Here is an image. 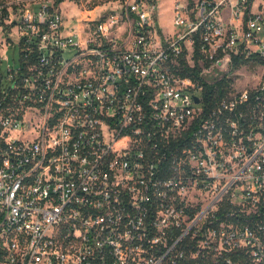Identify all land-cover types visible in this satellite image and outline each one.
I'll return each mask as SVG.
<instances>
[{"label":"built area","instance_id":"1","mask_svg":"<svg viewBox=\"0 0 264 264\" xmlns=\"http://www.w3.org/2000/svg\"><path fill=\"white\" fill-rule=\"evenodd\" d=\"M58 1H0V264H264V0H178L173 35Z\"/></svg>","mask_w":264,"mask_h":264},{"label":"rangeland","instance_id":"2","mask_svg":"<svg viewBox=\"0 0 264 264\" xmlns=\"http://www.w3.org/2000/svg\"><path fill=\"white\" fill-rule=\"evenodd\" d=\"M177 1L178 0H157V21L167 35H173L179 30V27L175 24V5ZM119 2L120 0H62L61 6L66 15L79 16L80 9L78 6L82 9H90L99 6L100 11H103L114 8ZM11 62H13L12 59ZM251 67L255 69L254 64H252ZM235 71L238 72L234 81L236 86H251L254 83V72L248 69V64L239 66Z\"/></svg>","mask_w":264,"mask_h":264},{"label":"trees","instance_id":"3","mask_svg":"<svg viewBox=\"0 0 264 264\" xmlns=\"http://www.w3.org/2000/svg\"><path fill=\"white\" fill-rule=\"evenodd\" d=\"M62 0H59L58 2H61ZM244 63H248V60H245ZM238 66H240V61L239 60H236V63H235V67L237 68ZM199 68L198 65H196L194 68H192L191 70L192 71H197ZM207 93L210 95V99H212V96L215 95V99H218L220 97H222L226 90L224 89V81H221L219 84H218V87L215 88L214 86H211V88L207 87Z\"/></svg>","mask_w":264,"mask_h":264},{"label":"water","instance_id":"4","mask_svg":"<svg viewBox=\"0 0 264 264\" xmlns=\"http://www.w3.org/2000/svg\"><path fill=\"white\" fill-rule=\"evenodd\" d=\"M196 100H197V101L199 100L198 97H196Z\"/></svg>","mask_w":264,"mask_h":264}]
</instances>
